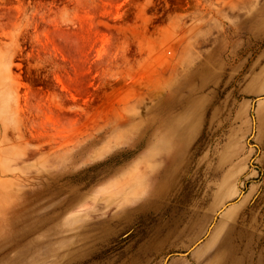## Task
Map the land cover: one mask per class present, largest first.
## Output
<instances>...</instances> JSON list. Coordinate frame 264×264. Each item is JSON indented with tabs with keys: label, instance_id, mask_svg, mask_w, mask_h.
I'll list each match as a JSON object with an SVG mask.
<instances>
[{
	"label": "rangeland",
	"instance_id": "1",
	"mask_svg": "<svg viewBox=\"0 0 264 264\" xmlns=\"http://www.w3.org/2000/svg\"><path fill=\"white\" fill-rule=\"evenodd\" d=\"M0 264H264V0H0Z\"/></svg>",
	"mask_w": 264,
	"mask_h": 264
}]
</instances>
